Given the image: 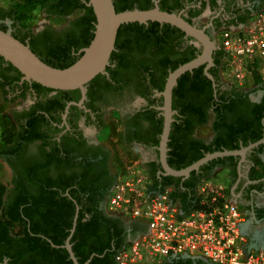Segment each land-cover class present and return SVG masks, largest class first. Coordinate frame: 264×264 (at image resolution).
<instances>
[{"label":"flooded vegetation","instance_id":"af4514ba","mask_svg":"<svg viewBox=\"0 0 264 264\" xmlns=\"http://www.w3.org/2000/svg\"><path fill=\"white\" fill-rule=\"evenodd\" d=\"M130 4L133 11L139 9L150 11L158 7L164 13L180 16L215 41L223 30L235 29L243 25L240 24L241 20L247 18L249 14L251 16L257 14L256 9L260 8L261 3L258 0H130ZM82 14L79 11L69 17L56 18L55 22L44 20L33 27L31 32L27 30L20 32L8 16V12L0 8V30L11 31L14 37L19 41L23 39L27 45L31 41L29 36L32 33L35 36L34 47L41 58L65 63L80 58L86 49L82 41L88 37L87 30L77 25ZM43 15L46 19L49 18L47 14ZM131 24H138V28H125V32L120 36L124 44L121 49L115 48L114 51L116 59L110 62L105 74L97 76L85 86V92L55 91L28 82L19 71L0 59V94L4 95L3 101L11 106L0 119L5 124H10L12 129L14 127V131L10 130L13 134H7L13 136L9 139L10 143L4 144L0 132V162L9 169L12 182L14 178L18 183L21 180L27 184L33 195L38 197L41 183L46 182V185L52 186V195L56 193V196L67 198L75 206L73 226L63 246L53 245L41 233L31 235L48 240L53 249L66 250L68 259L73 264L67 244L69 242L75 256L71 240L79 217L84 216L85 223L101 218L113 220L120 218L109 213L107 207L119 162H123L124 165L127 160H140L146 170L158 169L157 178L160 182L164 178H174L176 183L180 181L181 185H184L194 180L193 172L187 177L167 175L161 163L160 148L166 121V102L163 93L170 75L179 67L200 57L203 54V47L170 24L148 22L126 25ZM214 54L212 66L201 65L188 72L190 74L188 78L191 76L194 80L196 75L194 72L198 70L211 82V104L218 101L219 91L227 94L235 92L246 104L248 113L255 111L257 115L264 114L262 111L264 84L253 85L250 88L230 85L222 78V68L219 71L218 82L214 77L216 70ZM175 67L177 68L174 69ZM183 76L178 79L171 98L173 122L167 146L168 165L172 142L183 152V149L190 147V142L202 140L199 138V132L208 125L211 128V137L209 141H203L206 143L216 139L222 142L230 141L232 131L238 134L237 126L242 120L241 117L233 118L227 115L223 126L215 130L213 120L210 122L211 110L206 108L203 102L201 104L203 109L207 111V115L210 114L206 125L197 126V117L194 115L183 116L181 113L191 98L194 102L199 101L198 96L186 95L188 88L186 92L182 88L181 96L174 95ZM184 87H188V82ZM262 122L264 131V119ZM248 148L249 151L244 156L214 159L224 160V164L218 165L214 172L217 169L230 172L228 186L232 190L235 202L247 216L245 232L252 242L262 249L264 134L258 142L250 143L248 146L241 144V148L236 151ZM207 155L209 154L204 157ZM208 164L194 171L196 176L204 174L201 169ZM27 171L34 172L36 183L38 182L37 188L25 179ZM11 187L13 188L12 185ZM3 201L4 204H8L9 197H4ZM95 223L94 230L103 235L107 245L108 236L104 233H107L105 225L108 222ZM122 227L129 234L128 238H134L141 227L143 228L134 221H126ZM97 244V248L105 246ZM114 247L112 245L113 250ZM94 257L95 254L85 264H90ZM75 258L80 264L76 256ZM2 261L10 264L9 258L5 256L2 257ZM194 264L207 263L196 261Z\"/></svg>","mask_w":264,"mask_h":264},{"label":"trees","instance_id":"16d2710c","mask_svg":"<svg viewBox=\"0 0 264 264\" xmlns=\"http://www.w3.org/2000/svg\"><path fill=\"white\" fill-rule=\"evenodd\" d=\"M258 1L261 4L260 8L256 10L260 12L259 10L264 8V0ZM85 2L87 3L88 0H0V8L2 11L8 12V16L14 21L20 32L25 30L31 32L37 19L43 14H47L48 19L55 22L57 20L56 18L69 17L80 11L83 14L77 25L87 30L88 37L83 39L82 43H84V48H88L94 39L96 17L93 9L88 8ZM114 5L117 13L133 11L130 0H115ZM139 10L146 11V9ZM250 18L251 14L241 20L240 24H244ZM127 27H132L131 29H134L133 27L138 28V24L123 25L120 28L115 45L116 50L121 49L124 44L120 36L125 32V28ZM90 31L91 33H89ZM29 37L31 38L29 46L32 52L44 63L55 69H67L80 59L78 58L64 63L52 61L50 58H41L36 47H34L33 40L35 36L30 33ZM20 41L25 44L23 39ZM116 57V52H114L110 62L114 61ZM225 57L226 54L222 50H218L214 54V58L216 59L214 77L217 78L218 82L220 79L219 71L221 68L224 70ZM0 59L4 61L3 58L0 57ZM194 74H196L194 80L191 76L189 80V73L183 76L179 81L178 88L174 91V95L179 97L181 96L180 93H183L181 92L182 88L185 92L188 88L186 95H193L191 97L198 96L199 101L194 102V99L191 98V101L186 103L184 111L181 113L183 116L194 115L197 117V126L206 125L210 114L207 115V111L203 109V105H201L203 102L204 106L211 110V116L214 122L213 128L215 130L223 126L227 115H231L233 118L241 117L242 120L239 121L237 126L238 134L232 131L231 137H233H230V141L222 142L219 139L211 143H206L203 140L194 141L190 142V147L183 149V152L182 149L178 148L172 142L170 144L172 151L168 162L169 166L176 171L188 168L195 162L201 160L206 154H214L222 152L223 150L236 151L241 148V144L248 146L250 143H256L262 139L264 134L262 122L264 119L263 113H259L258 115L255 111L248 113L246 104L240 100L239 95L235 92L234 94H227L219 91L217 95L218 101L211 104V82L202 76L201 71L197 70ZM251 78L253 85L264 84L261 76L255 70H252ZM186 82H188V87H184ZM203 96L204 98L202 99ZM240 110L242 113L239 112ZM262 111H264V105ZM0 127L4 144L10 143L9 139L13 138V136H8L7 134L12 135L13 133L10 130H13L14 127L12 129L11 125L5 124L2 119H0ZM9 127L11 129H8ZM174 127L177 126L174 125ZM133 160L138 162L137 159ZM220 164H224V160H214L202 168L201 171H204V174L196 176V173L193 172V182H187L184 185H181L180 181L176 183L174 178H164L160 182L157 178L158 169L155 171H146L153 183V190L162 192L166 188H172V198L179 201L183 213L188 214L199 205V199L196 194L197 187L203 181L212 179L215 176L214 170ZM27 173L28 175H26L25 179H27L30 185L36 186L37 188L38 182L36 183L37 179L34 172L27 171ZM122 173L123 171L121 173L116 172L112 187L116 184ZM12 186L13 188L11 187V190H9L0 183V263L3 262L2 257L5 256L9 258L10 264H73L69 261L66 250L60 248L53 249L48 242L50 240L57 247L65 244L73 226L72 221L75 214V206L72 202L60 195L56 196V193L52 195V186L46 185V182L41 183L38 197L33 195L28 189L27 184H24L21 180L18 183L17 179L14 178ZM4 197H9L10 202L8 204H4ZM101 219L85 223L84 216L79 217L71 243L75 256L80 264H85L93 254H95V257L90 264H118V254L128 245L130 239L128 238L129 234L122 227L123 223L126 222L125 220L122 218L115 220L107 218L101 221ZM95 222H108L105 225L107 233H104L108 236V240H106L107 245L103 240V235L101 233L98 234L94 230ZM137 225L143 226L138 234L143 233L146 229L145 226L140 223H137ZM40 233L48 240H41L36 236H31L32 234L39 235ZM97 243L105 244V246L97 248ZM112 245L115 246L114 250ZM89 247L91 249L90 251ZM196 261L203 262L204 260L199 258H178L172 259L165 264H194Z\"/></svg>","mask_w":264,"mask_h":264},{"label":"built area","instance_id":"2783aa9c","mask_svg":"<svg viewBox=\"0 0 264 264\" xmlns=\"http://www.w3.org/2000/svg\"><path fill=\"white\" fill-rule=\"evenodd\" d=\"M225 52L224 70L233 83H244L252 70L264 81V8L215 40ZM199 205L184 214L173 189L153 190L146 169L134 160L124 164L108 198V211L145 226L118 254V264H165L172 259L200 258L210 264H264V248L245 234L247 216L227 186L215 179L197 187Z\"/></svg>","mask_w":264,"mask_h":264},{"label":"water","instance_id":"95a60500","mask_svg":"<svg viewBox=\"0 0 264 264\" xmlns=\"http://www.w3.org/2000/svg\"><path fill=\"white\" fill-rule=\"evenodd\" d=\"M115 0H88L86 6L92 8L96 17L94 39L88 48L84 49L80 59L71 67L59 70L44 63L32 52L30 46L16 39L11 31L0 30V57L16 70H18L28 82L36 83L44 88L55 91L81 90L85 92V86L99 75L106 72L110 65V59L115 51L118 32L123 25L130 23L147 24L158 22L170 24L187 36L195 39L203 47V54L192 62L176 69L169 77L165 91L166 121L161 140V163L167 175L173 177H187L192 172L198 171L210 161L222 157L244 156L248 149L242 151L217 152L209 154L194 165L183 171H175L167 164V146L171 131V98L178 79L184 74L191 72L201 65H213V54L217 51L215 41L204 31L199 30L182 17L160 11L157 7L150 11H127L117 13L114 5ZM10 24V23H9ZM210 77V76H209ZM211 78V77H210ZM254 147L251 146V148ZM67 250L74 264H78L71 246L68 242ZM0 264H8L3 262Z\"/></svg>","mask_w":264,"mask_h":264},{"label":"rangeland","instance_id":"374dc122","mask_svg":"<svg viewBox=\"0 0 264 264\" xmlns=\"http://www.w3.org/2000/svg\"><path fill=\"white\" fill-rule=\"evenodd\" d=\"M44 20H47V21H50L49 19H46L44 15H41L38 19H37V22L35 23L34 27L41 21H44ZM54 22V21H53ZM222 78L225 82H227L228 84L230 85H234V86H237V87H240V88H250L251 86H253V83H252V78L251 76H249L248 80L245 81L244 83H239V84H236V83H233L234 81H232V78L230 77V74H226L225 71L222 75ZM4 95L3 94H0V116L3 114V113H6L8 112V110L10 109V105H7L4 101H3V97ZM210 122H212V116H210ZM1 132V130H0ZM211 137V128L210 126H206L205 128H203L201 130V132H199V138L202 139V140H206V141H209V138ZM129 160L126 161V163L128 162ZM138 161V160H137ZM139 164L142 165V162L139 160L138 161ZM117 169V172H122L124 171V165H123V162L120 163L119 162V167L116 168ZM224 180H226V184L228 182V179L227 177L223 178ZM0 183L3 184L4 186H6L7 188H11V185H12V177H11V173L9 171V169L7 168V166L4 164V163H1L0 162Z\"/></svg>","mask_w":264,"mask_h":264},{"label":"crops","instance_id":"0c3cea01","mask_svg":"<svg viewBox=\"0 0 264 264\" xmlns=\"http://www.w3.org/2000/svg\"><path fill=\"white\" fill-rule=\"evenodd\" d=\"M256 157V156H254ZM214 177L213 179H215L216 181H219L220 183H222L223 185L227 186L228 188H230V186H228V182L226 184V180H224L223 178L227 177L228 181H229V177H230V172L228 170H223V169H217L215 172H214ZM231 190V189H230ZM232 191V190H231ZM246 234V232H245ZM246 236L248 237V235L246 234ZM248 239L250 241H252L249 237ZM200 259V258H199ZM204 260V259H202ZM205 263L207 264H210L209 262H207L206 260H204Z\"/></svg>","mask_w":264,"mask_h":264}]
</instances>
